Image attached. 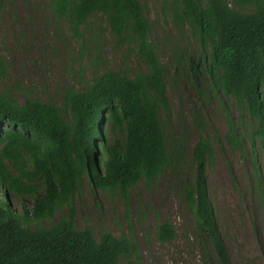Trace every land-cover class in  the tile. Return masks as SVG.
Masks as SVG:
<instances>
[{
    "label": "trees",
    "instance_id": "obj_1",
    "mask_svg": "<svg viewBox=\"0 0 264 264\" xmlns=\"http://www.w3.org/2000/svg\"><path fill=\"white\" fill-rule=\"evenodd\" d=\"M170 1L174 24L198 49L185 63L179 58L178 75L231 97L248 122L250 140L264 145V0ZM49 5L51 14L75 33L93 17H104L118 45L133 47L143 70L102 71L83 90L65 88L59 105L0 95V264H143L132 234L101 232L97 239L91 227L76 228L73 201L85 179L94 190L118 191L127 199L137 184H154L177 157L165 130L171 107L152 23L141 0H49ZM6 73L0 57V80ZM226 115L224 138L235 151L240 136ZM214 154L211 138L201 137L183 193L215 264H232L209 196L207 168ZM260 186L258 180L264 204ZM9 195L23 203L31 198V212L15 211ZM64 206L68 217L41 225ZM156 235L166 243L176 232L166 222Z\"/></svg>",
    "mask_w": 264,
    "mask_h": 264
},
{
    "label": "rangeland",
    "instance_id": "obj_2",
    "mask_svg": "<svg viewBox=\"0 0 264 264\" xmlns=\"http://www.w3.org/2000/svg\"><path fill=\"white\" fill-rule=\"evenodd\" d=\"M141 2L165 68L171 107L165 130L177 157L154 184H137L127 199L118 191L94 190L85 179L73 201L75 226L80 230L91 227L97 239L101 232L115 237L132 234L143 264H215L183 193L193 176V147L201 137H210L215 154L207 168L209 196L232 264H264V204L256 190L258 180L264 188V145L250 140L248 122L242 120L231 97L217 94L201 80L193 82L178 75V60L185 63L187 55H197L198 49L188 33L174 24L171 1ZM0 57L7 66L6 76L0 80V95H13L20 103L30 97L59 105L65 88L83 90L102 71L136 74L143 70L133 47L118 45L104 17H93L75 33L66 21L51 14L49 0H0ZM226 112L240 136V149L235 151L224 138L228 132ZM108 139L114 142L110 135ZM9 201L20 214L32 210L31 198L23 203L9 195ZM68 216L69 207L64 206L41 225L49 227ZM166 222L176 236L161 243L156 232Z\"/></svg>",
    "mask_w": 264,
    "mask_h": 264
}]
</instances>
